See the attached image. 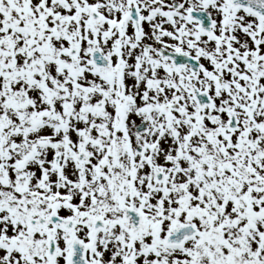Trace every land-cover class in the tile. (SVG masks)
I'll return each mask as SVG.
<instances>
[{"label": "snow or ice", "instance_id": "snow-or-ice-1", "mask_svg": "<svg viewBox=\"0 0 264 264\" xmlns=\"http://www.w3.org/2000/svg\"><path fill=\"white\" fill-rule=\"evenodd\" d=\"M0 264H264V0H0Z\"/></svg>", "mask_w": 264, "mask_h": 264}]
</instances>
